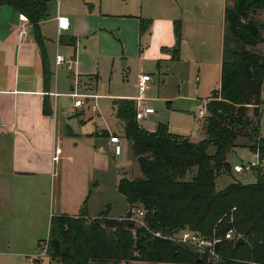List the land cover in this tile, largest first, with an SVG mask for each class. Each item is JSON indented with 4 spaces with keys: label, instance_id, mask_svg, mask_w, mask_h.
<instances>
[{
    "label": "trees",
    "instance_id": "16d2710c",
    "mask_svg": "<svg viewBox=\"0 0 264 264\" xmlns=\"http://www.w3.org/2000/svg\"><path fill=\"white\" fill-rule=\"evenodd\" d=\"M50 0H0L27 16L36 40L41 43L39 22ZM264 0H229L224 6V33L219 87L206 105L205 137L193 142L173 134L159 122L147 131L135 120L136 102L119 98L112 101L115 117L124 124L131 141L132 155L142 173L130 178L122 174L117 190L125 196L128 210L119 218L108 209L87 218L86 201L76 215L58 214L50 220L47 254L49 264H108L146 260L150 262H196L190 248L154 236L188 228L209 237L232 229L245 243L234 247L235 240H222L216 251L221 260L210 264H264V168L255 170L256 181L244 184L236 179L217 189L215 179L221 170L230 171L226 160L239 137L247 140L250 151L264 157V138L257 118L260 114L264 82V55L256 46L264 44V23L256 19ZM147 22L142 20L143 32ZM176 45L171 59L180 53L181 22L174 21ZM43 77L51 72L43 58ZM253 106L255 123L246 116ZM104 136L107 135L105 132ZM213 147V152H209ZM196 167L189 180L184 176ZM144 210L146 227L133 219L132 209ZM224 228V229H223ZM202 262L205 258L201 259ZM34 264H40L34 259Z\"/></svg>",
    "mask_w": 264,
    "mask_h": 264
},
{
    "label": "crops",
    "instance_id": "0c3cea01",
    "mask_svg": "<svg viewBox=\"0 0 264 264\" xmlns=\"http://www.w3.org/2000/svg\"><path fill=\"white\" fill-rule=\"evenodd\" d=\"M54 1L46 3L45 13L39 22L41 43L36 40L25 14L15 11L9 5L0 7V264H7L9 259L26 256L34 258L38 255L36 252L40 244H46L48 239L53 215H76L85 201L89 218H95L102 212L96 216L90 213L93 201L89 200V193L93 187L95 190L98 188L95 172L103 165L105 149L115 146L110 137L103 134L110 132L120 120H106L101 124L100 96L96 93L91 71L82 68L81 54L87 49L88 38H100L104 29L95 20L93 0H84L89 11L81 20H77L74 13H62L59 1L56 5H50ZM102 1L99 3L100 16H131L125 12L116 14L109 9L115 4L111 7V2L103 5ZM155 1L160 4L162 0ZM141 10L137 16L141 23L144 20L142 17L150 18V25L145 20L148 23L146 29L143 32L139 30V38L146 48L143 50L144 46L140 44L141 57L152 54V59L157 60V67L163 60L178 61L180 58L172 60L171 56L167 57L166 50L176 45L174 21L177 18L174 9L171 14L162 13L160 7L159 13H144ZM20 15L27 18L28 35L23 38L16 31ZM58 15L69 19L67 29L58 28ZM137 24L136 21L133 25V34ZM46 25L52 26L54 36L46 33ZM79 27L84 28V32ZM162 30L167 39L161 38L156 45L159 49L150 53L152 44L149 42L154 38H149L150 31L159 35ZM62 47L71 48V51L59 52ZM42 50L51 72L48 81H44L43 77ZM125 53L123 42V55ZM58 54L74 60V65L69 68L65 64H57ZM106 55L113 56L115 62V58H122V47L117 46ZM121 65L127 80V61ZM59 67L69 71L67 80H61L57 71ZM157 73L156 79L160 83L163 73ZM80 76L85 77L80 79ZM81 88L83 94L79 91ZM77 97L84 98L88 105L75 107L74 99ZM116 98L133 99L126 95H118ZM94 102L98 107L91 110L89 105ZM111 108L114 112L112 105ZM187 137L193 142L200 140ZM44 231L47 232L46 238H43L46 234Z\"/></svg>",
    "mask_w": 264,
    "mask_h": 264
},
{
    "label": "rangeland",
    "instance_id": "374dc122",
    "mask_svg": "<svg viewBox=\"0 0 264 264\" xmlns=\"http://www.w3.org/2000/svg\"><path fill=\"white\" fill-rule=\"evenodd\" d=\"M58 1L61 3V12L74 13L78 17L77 20L83 19L89 11L84 0H56L51 2L50 5H56ZM93 2L95 5V20L99 22L100 28L104 30L100 38L96 36L88 38L87 49L81 54V60L82 68L90 70L91 72H89L92 73L90 75L94 76L96 93L100 96L98 103L101 124L110 120L113 122L118 121L111 108L112 100L117 99L118 95L131 96L135 99L138 96V77L144 73L149 80L142 104L148 107L149 110L138 121V125L149 131L155 128L159 122H163L175 134L190 136L192 140L204 138L205 119L208 114L200 115L198 111L203 105H207L210 96L219 87L224 31L223 12L224 6L229 0H162L160 4L155 0L102 1L103 5L106 2H111V7L112 4H115L113 8L109 7L115 13L125 12L126 14H131V16L125 17L117 15L100 16V0H93ZM159 7L164 14H171L172 9H174L177 21H181L182 29L179 45L180 59L176 62L163 60L157 67V60L152 59V54L141 57L140 44L144 46V42L139 38L141 22L137 16H139L141 8L143 10L141 12L144 13H151L152 11L153 13H159ZM255 17L264 23V9L258 10ZM142 19L146 20L150 25L148 20L150 18L142 17ZM136 21L139 23V25L137 24L139 28L136 26V32L133 34V25ZM45 27L46 33L54 36L52 26L46 25ZM79 30L84 32L82 27H79ZM262 36L264 37V29ZM151 37L154 38L153 41L149 42L152 44L149 51L153 53L156 49H159L156 46L160 42L159 40L167 38H164L163 30L159 35L157 33L155 35V31H150L149 38ZM174 39L176 42V37ZM123 42H125L127 53L124 55ZM117 46L122 47V58H115L114 62L113 56L108 57L106 54L114 51ZM145 49L144 46L143 50ZM171 49H166L168 50L167 57L171 56ZM256 50L264 55V44L257 45ZM70 51L71 48L62 47L59 52L68 53ZM53 54H56L54 45ZM123 61H127L126 67L129 72L127 80L123 76V67L121 65ZM95 66L96 70L94 69ZM57 71L61 80H67V75L69 76L67 69L59 67ZM158 71L163 73V80L160 83L156 79ZM96 74H98V77H96ZM85 76H80V79ZM123 78L125 82H123ZM79 91L82 94L84 93L82 88ZM109 95L112 97H109ZM245 107L246 116L255 123L256 117L253 115V106L247 105ZM258 108L260 109V114L257 121L260 126V134L264 138V82L261 90V103ZM88 112L91 114L90 111ZM93 115L97 116V114ZM107 135L109 137L118 135L121 139V144L105 149L103 165L99 171L95 172V182L99 183L98 188L95 190V187H93L92 192L89 193V200L93 201V209H91L90 213H94V216H96L99 212L108 209L109 215L115 218L122 216L129 208L125 196L117 190L119 177L124 174L123 172H126L127 177H140L142 173L136 159L132 155L131 141L126 140L124 124L118 121L117 125L115 124ZM247 143L244 137H239L236 146L228 152L226 160L230 163L231 169L229 172L221 170L217 174L215 179L217 189L223 188L234 179L244 184L256 181L254 171H261L264 168V157L259 159L256 153L245 146ZM208 151L213 152V147H209ZM251 162L254 163L251 168L247 167L239 173L234 172L233 167L235 165H248ZM195 171L196 167H193L184 176V179L189 180ZM87 218L89 217L87 216ZM46 237L47 232L43 238ZM217 237L221 238L222 235ZM44 243L40 244V248L36 252L38 255L34 258L26 256L19 259H9L7 264H34V259H38L40 264L53 262L47 254V249L42 250ZM108 264H210V262L175 263L134 260Z\"/></svg>",
    "mask_w": 264,
    "mask_h": 264
},
{
    "label": "built area",
    "instance_id": "2783aa9c",
    "mask_svg": "<svg viewBox=\"0 0 264 264\" xmlns=\"http://www.w3.org/2000/svg\"><path fill=\"white\" fill-rule=\"evenodd\" d=\"M58 28H67L69 26V19L66 16L58 15ZM17 34L20 38H23L28 35V28H27V18L23 15H20L19 21L16 27ZM57 64H65L67 67L71 68L74 65V60L66 59L62 54H58L56 56ZM148 76L146 74H141L137 80V89H138V96L136 97V111H135V120H141L145 113L149 110L148 107L144 106L140 101L144 99V94L148 86ZM88 103L82 97H77L74 99V106L75 107H86ZM91 110L97 109V104L91 103L89 105ZM199 114L204 115L206 114V106H202L199 109ZM110 141L115 145L119 146L121 144V139L117 135H111ZM254 163H250L248 165H235L233 167L234 172L239 173L244 171L247 167L251 168ZM144 217V210L141 207H136L132 209V216L133 219L138 224L146 227V224L143 220ZM154 236L161 237L172 241L174 244L179 246H184L187 248L192 249L199 258H205L208 262H218L221 260L220 254L216 251L217 244L220 243L222 240H236L237 235H235L232 229L228 230L224 236L220 237H209L203 235L198 231H194L188 228L179 230L178 232L169 233L163 235L161 232H152ZM42 250L47 249V243L42 245ZM254 264V263H252Z\"/></svg>",
    "mask_w": 264,
    "mask_h": 264
},
{
    "label": "water",
    "instance_id": "95a60500",
    "mask_svg": "<svg viewBox=\"0 0 264 264\" xmlns=\"http://www.w3.org/2000/svg\"><path fill=\"white\" fill-rule=\"evenodd\" d=\"M243 243H245V239L242 236H239V237H237V239L234 242V247H237L238 245L243 244ZM196 262L200 263V262H202V260L200 258H198L196 260Z\"/></svg>",
    "mask_w": 264,
    "mask_h": 264
}]
</instances>
